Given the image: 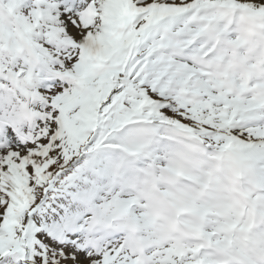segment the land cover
Listing matches in <instances>:
<instances>
[{"label": "snow or ice", "instance_id": "6c2138e0", "mask_svg": "<svg viewBox=\"0 0 264 264\" xmlns=\"http://www.w3.org/2000/svg\"><path fill=\"white\" fill-rule=\"evenodd\" d=\"M5 12L0 264H109L111 245L73 223L64 162L81 145L151 138L264 173V0H9Z\"/></svg>", "mask_w": 264, "mask_h": 264}, {"label": "rangeland", "instance_id": "374dc122", "mask_svg": "<svg viewBox=\"0 0 264 264\" xmlns=\"http://www.w3.org/2000/svg\"><path fill=\"white\" fill-rule=\"evenodd\" d=\"M8 2L9 0H4V8H0V14H6L5 9ZM94 135V132L90 133L88 137L89 140H91ZM101 144L102 141L98 140L97 143L89 149V154L87 156H85V146L81 145L79 149L80 154L74 155L70 163L67 161L64 162L66 168L68 167V169H72V171L68 173V177L75 178L69 181L70 184L74 185L71 187L73 193L70 201L72 205L71 214L74 217L73 223L77 220L83 221L86 219L85 223L83 221L85 226V230L83 231L84 238L87 242L93 243L98 250H101L103 244H106V246L102 247V250L107 249V246L109 245H111L112 250H114V248L117 247L116 245L118 242L123 245L125 244L123 254L119 256L118 260L113 264H127V260L131 256H134L133 254L139 255L135 253L134 245L137 247L139 244H142L140 241H137L132 246V240H134V238L142 240L149 238L164 239L166 234H168L166 231L167 226L164 215L155 217V225L151 222V227L147 223V220H152L148 218V211H150L151 206L155 203L153 201L154 195L157 194L159 189L163 192L169 188L170 192L164 193L171 196L172 193L175 195L176 192L180 191L181 197L189 199L191 194L196 193L197 191V181L199 182L201 177L203 179V172L199 166H201L204 161L209 163V159H207L198 149L185 145L164 148L154 144L151 138H146L136 143L123 144L120 148L112 150H106ZM181 147L187 148L185 150L187 158L184 160L183 156L179 155V149ZM193 151H196V153ZM194 153L198 156L199 164L192 159V154ZM81 157H84V159L81 160ZM232 158H234L233 155L228 153L225 160H231ZM77 161H81V163L78 167H74ZM176 165L179 166L181 172L180 176L179 174L176 175L173 171V168H175ZM68 177H65V179L67 180ZM221 180L222 178L220 176L216 177V181L213 182L211 187L213 189H210L212 193L209 191V195L202 196L203 199H199L197 202L198 206L209 203L212 200V194L218 189ZM156 181L159 183L160 188L153 190L151 189V186H153L152 183H156ZM223 182L222 184L225 186V183ZM254 192L255 191H253V193ZM178 195L179 194L175 197L171 196L170 199L172 200ZM127 197H142L143 200H138L136 205L138 206L139 203V205L141 204L140 206H135L136 208L132 207L133 209H130L129 212L121 216L119 221L115 222L116 228L125 229L130 218L137 216L142 220L140 228L142 232L139 235L124 234L122 237H120L119 234L124 232H118V234L114 236L115 241L112 240L113 233H116L115 228L108 229L102 225H99L101 227L93 226L94 220L92 209L94 207L93 210L96 211L100 207L98 210H102V214L109 211L105 214L106 217L116 213L118 207L106 208L104 206L105 204L115 198L124 200ZM184 201L185 199L178 198L176 202L172 204H177V202L182 203ZM172 204H170V206H172ZM162 207L163 210H165V214L168 215L170 210L167 200H163ZM195 210L196 209H194V212ZM187 220L191 223L194 222V220H196V215L189 216ZM208 222L209 225H211L214 221L210 218ZM118 237L120 239L117 240ZM170 237L174 238L173 240L176 241V236H173L172 233L170 234ZM107 239L108 244L106 243ZM191 240H193V238ZM176 243L177 242L172 244V246ZM155 247L156 245H154L153 248ZM150 250L144 249V253H147ZM165 253L168 254L167 252ZM141 256L145 259V264H154V262H157V264H167L165 261H161L164 258L162 247H156L153 252L147 255V257H145L144 254ZM160 257L162 258L160 259Z\"/></svg>", "mask_w": 264, "mask_h": 264}, {"label": "bare ground", "instance_id": "6f19581e", "mask_svg": "<svg viewBox=\"0 0 264 264\" xmlns=\"http://www.w3.org/2000/svg\"><path fill=\"white\" fill-rule=\"evenodd\" d=\"M186 149H187L186 147H181L179 149V155L183 156V160L185 158H187V155L185 153ZM193 152L196 153V151H193ZM195 153L192 154L193 155L192 159L196 163L199 164L200 162H199V159L197 158L198 156H196ZM234 158H235V160L233 161V163L229 167H233L236 172L240 173V178H239V181L236 182V185H237V183L238 184L241 183L244 185L248 184V185L252 186L251 188H247L245 190V194L243 197L245 198L244 203L248 204L249 207L250 208L252 207L255 211V223L249 231H244L245 225H243L242 227H238V228L231 231V234L235 236V240L233 242V246H232L231 250L234 252H242L243 256L241 257L242 261L240 262V264H264V260H260L259 262H257L255 260V258L259 255V253L262 250H264V173H262L260 170H258L251 162L244 160L242 158H236V157H234ZM210 163L211 162L209 159V163L207 161H204L203 164L201 166H199L202 169L203 178H204L205 173L210 170V167H211ZM224 172H225V165L222 164L220 170L218 172H216L215 174H213L212 182H211L210 186L202 195L199 194V184L203 180L202 177H201L202 180L200 179L199 182L197 181V184H196L197 192L191 194L189 199H187L186 197L185 198L181 197V193L178 192V194H179L178 198L179 199H185V201L182 203H179L180 205H177V207L183 206V205H189V208H187L186 212L181 215L182 216L181 220L176 224L175 227H180L182 224V218L185 217V215L187 213H189L190 210H193V212H194V209H196L194 213L198 214L199 217H202L204 214H207V215H209V218H212L214 220V223H217L219 225L223 224V223H219V222L221 220H223V218L230 216L232 213V211H230L229 209L226 208V204L229 203L234 198H237V196H238V194H237L238 188H236L233 192H231L229 189H227L225 186H223L222 182L225 181L227 183V180H228V177H226ZM217 176H220L222 178V180L220 182V185L218 186V189L212 194V200L210 202L208 201L209 203H205V204L198 206V203H197L198 200L203 199L202 196L209 195V191L211 192L210 189H213L211 187L213 185V182L216 181ZM243 181H247V182L245 183ZM225 182H223V183H225ZM253 190L257 191L256 194L252 193ZM160 194H161V199L167 200V197L169 196V194H166V193L161 192V191H160ZM184 194H187V193H184ZM239 196H241V195H239ZM112 199H114V198H112ZM239 199H241V198H239ZM118 200H122V199L115 198L114 200H110V202L105 204L104 206L106 208H113L114 206H116V204H119V203L120 204L124 203L123 204L124 206H122V207L128 206L129 201L122 202V201H118ZM138 200L140 201V199L137 198L136 204H137ZM136 204H135V206H137ZM138 205H139V203H138ZM135 206H133V207H135ZM172 206H176V204H172ZM207 206H212V208L209 211H206ZM98 209H100V207ZM218 211L223 213L221 218H219L218 215L215 214V212H218ZM103 213H105V212H103ZM247 220H248V216L246 217L245 221H247ZM216 228H217V226H216ZM212 229H214V228H211V230ZM185 232H187L189 235H191L194 241L198 239L195 234L190 233L187 229L185 230ZM114 236H116V235H113L112 240H115ZM243 236H248L249 240L246 242H243L241 240ZM160 243H161V240H157L155 245L157 246ZM141 246H143V243L139 244L137 247L139 248ZM142 249L144 250L145 248H142ZM219 255H224V251H218L217 250L216 257ZM109 259H111V258H109ZM215 259H213V260H215Z\"/></svg>", "mask_w": 264, "mask_h": 264}]
</instances>
